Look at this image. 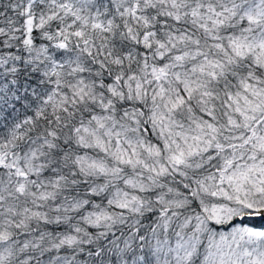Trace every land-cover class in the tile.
<instances>
[{"label": "snow or ice", "instance_id": "1", "mask_svg": "<svg viewBox=\"0 0 264 264\" xmlns=\"http://www.w3.org/2000/svg\"><path fill=\"white\" fill-rule=\"evenodd\" d=\"M0 264H264V0H0Z\"/></svg>", "mask_w": 264, "mask_h": 264}, {"label": "trees", "instance_id": "2", "mask_svg": "<svg viewBox=\"0 0 264 264\" xmlns=\"http://www.w3.org/2000/svg\"><path fill=\"white\" fill-rule=\"evenodd\" d=\"M255 222V221H254Z\"/></svg>", "mask_w": 264, "mask_h": 264}]
</instances>
